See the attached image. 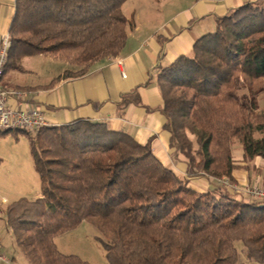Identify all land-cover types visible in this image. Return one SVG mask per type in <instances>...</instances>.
<instances>
[{"label": "trees", "instance_id": "obj_1", "mask_svg": "<svg viewBox=\"0 0 264 264\" xmlns=\"http://www.w3.org/2000/svg\"><path fill=\"white\" fill-rule=\"evenodd\" d=\"M128 0H16L4 75L48 54L80 69L117 57L126 45ZM57 83L52 82L46 88ZM165 129L192 175L232 179L236 145L246 162L264 159V0L216 21L191 55L158 75ZM247 93L241 98L240 89ZM41 197L9 204L5 219L29 264H91L62 253L56 239L84 222L107 240L109 264H264V205L213 189L198 192L141 145L105 122L79 120L26 131Z\"/></svg>", "mask_w": 264, "mask_h": 264}, {"label": "crops", "instance_id": "obj_2", "mask_svg": "<svg viewBox=\"0 0 264 264\" xmlns=\"http://www.w3.org/2000/svg\"><path fill=\"white\" fill-rule=\"evenodd\" d=\"M259 1L262 0H128L122 7L128 20L127 41L117 57L98 60L86 74L75 77L64 74L80 68L57 57H26L22 60L23 72L6 73L1 86L27 92L25 98L12 99L11 105L23 111L42 110L50 126H66L79 120L105 122L141 145L150 144L157 159L184 177L196 191L217 189L239 202L256 204L242 189L264 187V159L246 162L243 150L236 145L233 158L237 169L230 179L233 188L222 186L212 177L192 175L187 159L171 146V133L164 127L158 75L179 57L191 55L195 43L216 30L219 18ZM15 4L16 0H0V52L9 36ZM55 80L53 87L46 88ZM40 197L37 193L35 199ZM2 203L7 208L12 200L3 197ZM4 223L11 236L5 218ZM0 250L9 255V260L0 257V264L28 262L14 237L8 246L0 237Z\"/></svg>", "mask_w": 264, "mask_h": 264}, {"label": "rangeland", "instance_id": "obj_3", "mask_svg": "<svg viewBox=\"0 0 264 264\" xmlns=\"http://www.w3.org/2000/svg\"><path fill=\"white\" fill-rule=\"evenodd\" d=\"M246 93L245 88L238 91L241 98ZM258 104L259 110L262 111L264 93L258 95ZM37 193L42 194L41 181L35 170L30 137L24 133L0 134V237L3 238L5 245L8 246L13 237L7 235L4 223L6 206L2 203L3 197L11 199L12 202L21 197L33 200ZM55 241L58 249L66 255H77L91 264H109L107 252L103 246L107 240L87 222H84L77 230L58 237ZM236 246L241 254L239 264H257L247 260L242 243L238 242ZM0 257L9 260V255L1 250Z\"/></svg>", "mask_w": 264, "mask_h": 264}, {"label": "built area", "instance_id": "obj_4", "mask_svg": "<svg viewBox=\"0 0 264 264\" xmlns=\"http://www.w3.org/2000/svg\"><path fill=\"white\" fill-rule=\"evenodd\" d=\"M9 46L10 37L8 36L5 38L3 48L0 52V131L21 130L36 135L43 128L50 126L45 113L37 108L29 111L15 109L11 105V100L25 98L28 93L18 88H3L1 86ZM219 181L226 188H233L234 186L228 178H222ZM244 192L258 204L264 205V187L246 186L244 187Z\"/></svg>", "mask_w": 264, "mask_h": 264}]
</instances>
